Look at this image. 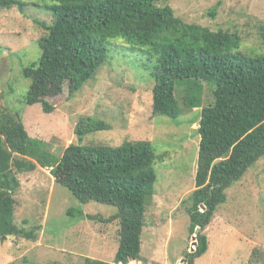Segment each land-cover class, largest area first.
Here are the masks:
<instances>
[{"label": "trees", "instance_id": "1", "mask_svg": "<svg viewBox=\"0 0 264 264\" xmlns=\"http://www.w3.org/2000/svg\"><path fill=\"white\" fill-rule=\"evenodd\" d=\"M51 1V19H35L43 31L38 39L40 60L23 68L31 80L23 99L26 105L41 103L44 112H54L106 61L110 40L117 37L141 46L154 61L153 116H181L179 82L188 83L184 108L194 109L203 103V82L216 81L215 104L203 107L199 120H191L199 122L201 139L196 188L184 204L191 235L198 226L202 230L196 249L185 257L187 264H196L209 250L206 230L227 201V190L264 157V56L243 54L239 32L187 22L165 0ZM24 6L21 0H0V9ZM2 97L0 92V101ZM21 112L0 106V240L17 235L37 238L40 226L27 230L16 223V195L22 186L19 174L42 164L53 166L58 185L82 202L95 200L118 208L105 219L119 221L113 261L86 256L83 264H144L145 204L158 180L154 164L159 156L153 144L145 139L119 146L72 143L56 156L43 149L44 140L29 134ZM107 128L105 121L84 116L76 133L83 142L88 133Z\"/></svg>", "mask_w": 264, "mask_h": 264}, {"label": "rangeland", "instance_id": "2", "mask_svg": "<svg viewBox=\"0 0 264 264\" xmlns=\"http://www.w3.org/2000/svg\"><path fill=\"white\" fill-rule=\"evenodd\" d=\"M21 1L24 10L0 9V106L22 110L29 134L44 140L43 149L56 156L72 143L119 146L129 140L150 141L159 156L154 164L158 180L145 204L143 262L187 264L186 252L197 245L184 200L196 188L201 139L199 122L191 120H199L201 109L215 104L216 81L203 82V103L194 109L184 108L188 83L179 82L176 95L183 107L181 116H153L154 61L141 46L117 37L110 40L106 61L54 112H44L41 103L26 105L23 99L31 80L23 75V68L41 57L38 39L43 31L35 19H51L53 2ZM165 1L187 22L239 32L243 54L264 56V0ZM84 116L103 120L108 128L92 131L80 142L76 127ZM52 167L38 164L37 169L19 174L16 223L27 230L40 228L35 240L22 235L0 240V264H83L86 256L113 261L119 247V221L105 219L118 208L95 200L82 202L58 185ZM227 195L206 230L209 250L196 264H264V157Z\"/></svg>", "mask_w": 264, "mask_h": 264}, {"label": "water", "instance_id": "3", "mask_svg": "<svg viewBox=\"0 0 264 264\" xmlns=\"http://www.w3.org/2000/svg\"><path fill=\"white\" fill-rule=\"evenodd\" d=\"M202 230V228L200 226H198L195 230V234L193 235V243L195 244V246L198 244V234L200 233V231ZM194 246V248H195Z\"/></svg>", "mask_w": 264, "mask_h": 264}, {"label": "crops", "instance_id": "4", "mask_svg": "<svg viewBox=\"0 0 264 264\" xmlns=\"http://www.w3.org/2000/svg\"><path fill=\"white\" fill-rule=\"evenodd\" d=\"M38 168V167H37Z\"/></svg>", "mask_w": 264, "mask_h": 264}]
</instances>
